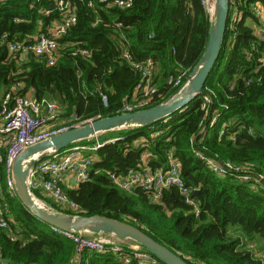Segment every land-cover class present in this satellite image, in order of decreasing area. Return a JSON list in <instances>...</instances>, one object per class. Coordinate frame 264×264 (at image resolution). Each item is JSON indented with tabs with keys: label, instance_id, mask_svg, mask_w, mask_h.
<instances>
[{
	"label": "trees",
	"instance_id": "obj_1",
	"mask_svg": "<svg viewBox=\"0 0 264 264\" xmlns=\"http://www.w3.org/2000/svg\"><path fill=\"white\" fill-rule=\"evenodd\" d=\"M69 1L76 7L77 23L59 40L60 56L54 66L35 55L11 53L7 43H0V112L6 94L24 97L33 91L37 100H59L63 123L74 122L73 115L82 121L120 115L126 103H134L141 83L135 64L150 58L159 92L143 110L157 106L179 89L170 79L193 71L201 61L213 26L201 0H126L129 8L119 7L118 0ZM237 2L242 19L234 30L228 20L219 59L205 86L213 97L208 112L202 108L204 95H198L167 123L160 120L101 135L121 140L99 150L89 182L64 188L77 210L60 206L39 191L35 195L59 212L128 222L189 264H264L248 249L257 237L264 241V189L253 188L236 175L218 177L196 155L201 152L264 175V74L257 71L264 40L255 36L257 20L251 12L252 4L264 5V0ZM62 18L51 0H5L0 4V38L29 42L40 33L49 36ZM254 45L257 51L248 58ZM258 75L262 83L246 84ZM216 115L217 123L211 127L209 119ZM170 153L180 161L186 185L200 193L198 217L176 188L156 198L141 189L126 192L111 179L110 174L124 176L146 160L152 167L168 169ZM3 154L0 190L6 192L13 229L10 234L0 228L3 257L20 264H75V243L32 215L17 195L8 194L6 150ZM231 229L241 234H231ZM80 264L124 263L112 251H85Z\"/></svg>",
	"mask_w": 264,
	"mask_h": 264
},
{
	"label": "built area",
	"instance_id": "obj_2",
	"mask_svg": "<svg viewBox=\"0 0 264 264\" xmlns=\"http://www.w3.org/2000/svg\"><path fill=\"white\" fill-rule=\"evenodd\" d=\"M5 0H0L2 4ZM54 9L63 15L61 23L51 30L50 35L44 33L38 34L29 42L5 41L7 36L0 38V43H7L8 50L11 53H19L22 56L35 55L41 60L54 66L60 56L59 40L68 33V31L77 23L76 7L69 0H51ZM108 2L109 0H104ZM231 21V30H234L236 24L241 21L242 14L239 12L237 0H229ZM202 6L213 22L216 10V0H201ZM116 4L122 8L131 7V3L126 0H118ZM251 12L257 20L255 26V36L259 40H264V5L252 4ZM119 28L122 24L118 25ZM256 46H252V54L256 52ZM85 54V53H84ZM126 59L130 60L126 52ZM135 67L141 72V83L137 86L134 94V103H126L121 112L134 113L142 111L150 105L158 95V89L153 84L155 62L150 58L144 64H135ZM264 74V53L258 59V70ZM192 71H181L176 78L170 79V84L174 88L184 87L187 82L186 77ZM256 81L262 83V76L258 75L255 80L248 79L247 85ZM213 102L212 94H204L202 108L208 112ZM107 105V99L104 98ZM186 108V107H185ZM182 109V110H185ZM63 109L58 99L37 100L28 96H14L8 93L4 96L2 111L0 112V163L4 160L3 151L6 150L7 167V185L8 194L15 196V184L12 177V167L17 156L25 149L40 142L51 139L54 136L66 133L73 129L82 127L94 121H82L77 115H73L74 122L63 123ZM218 115L209 119L210 126L217 123ZM162 119L165 123L168 119ZM221 132V136L224 134ZM252 132L250 131V134ZM105 134V133H103ZM103 134H99L84 142H78L66 149L52 151L46 158L39 161L33 167L28 176V186L32 193L39 191L45 197L51 199L54 203L77 210L79 207L71 202L64 188L68 185L70 178H73L76 188L92 179V173L96 163L99 161V150L108 145H114L120 137H110L102 139ZM157 133L152 134V138ZM197 157L218 177L224 178L228 175H236L241 182L250 183L253 188L264 189V175H253L251 171L240 165L229 161H221L215 157H208L206 154L197 152ZM169 168L152 167L147 160L136 169L130 170L124 176L110 174L113 183L126 192H133L136 189L143 190L146 194L160 198L164 190L176 188L185 200V203L191 206L192 212L198 217L201 209L194 197L197 191L186 185L181 175V163L176 160L173 153L169 154ZM36 196V195H35ZM36 198H38L36 196ZM39 199V198H38ZM42 201L41 199H39ZM43 202V201H42ZM46 204V203H45ZM10 205L7 201L6 192L0 190V228L10 234L13 233L10 220ZM54 233L73 241L76 245V263L80 264L82 254L85 251L104 254L107 251L115 253L117 258L124 264H160L158 259L153 257L147 250L138 244L131 243L127 245L126 240H121L114 236L76 234L63 231L52 227ZM0 264H20L5 259L0 249ZM197 264H206L197 262Z\"/></svg>",
	"mask_w": 264,
	"mask_h": 264
},
{
	"label": "water",
	"instance_id": "obj_3",
	"mask_svg": "<svg viewBox=\"0 0 264 264\" xmlns=\"http://www.w3.org/2000/svg\"><path fill=\"white\" fill-rule=\"evenodd\" d=\"M52 7L54 8V5ZM229 13V0H216L213 26L210 30L205 53L191 74L186 77L187 82L181 91L177 90L165 102L134 113L96 119L82 127L33 145L17 156L12 167L16 195L32 215L51 227L69 233L114 236L121 240L132 241L153 254L164 264H189L143 230L128 222L106 216L67 214L49 207L32 193L28 186V176L30 170L52 151L66 149L99 134L151 125L184 109L198 95L208 94L205 86L223 47ZM199 195V191L194 192V197L199 198Z\"/></svg>",
	"mask_w": 264,
	"mask_h": 264
},
{
	"label": "rangeland",
	"instance_id": "obj_4",
	"mask_svg": "<svg viewBox=\"0 0 264 264\" xmlns=\"http://www.w3.org/2000/svg\"><path fill=\"white\" fill-rule=\"evenodd\" d=\"M230 232H231V234H233V233H237L238 235L241 234L240 231H237V230H234V229H231ZM127 243H129V242H127ZM250 245H253V248L250 247ZM250 245H249L248 249L252 250L254 252V254H256L260 259L264 260V241H261L257 237V240H255V242H253V243L251 242Z\"/></svg>",
	"mask_w": 264,
	"mask_h": 264
},
{
	"label": "crops",
	"instance_id": "obj_5",
	"mask_svg": "<svg viewBox=\"0 0 264 264\" xmlns=\"http://www.w3.org/2000/svg\"><path fill=\"white\" fill-rule=\"evenodd\" d=\"M27 96L28 97H30V98H35L36 99V97H35V93L33 92V91H30L28 94H27ZM55 98H58V97H55ZM52 99H54V98H52ZM66 189H75L76 188V186H75V182H74V180H73V178H70L69 179V181H68V185L65 187ZM231 233V232H230ZM236 234V236H237V233H235ZM127 245H130L131 243H126ZM250 247H252L253 248V245H250Z\"/></svg>",
	"mask_w": 264,
	"mask_h": 264
}]
</instances>
